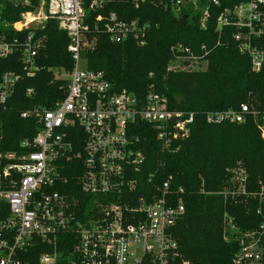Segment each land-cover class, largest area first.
<instances>
[{"label": "built area", "instance_id": "2783aa9c", "mask_svg": "<svg viewBox=\"0 0 264 264\" xmlns=\"http://www.w3.org/2000/svg\"><path fill=\"white\" fill-rule=\"evenodd\" d=\"M9 1L19 5L18 0ZM147 1L134 0V4L139 7ZM203 3L220 6L219 0H172L170 7L178 16L187 9L198 11ZM27 4L25 0L21 5ZM105 6V0H39L36 12L21 14L13 26L18 33L30 30L23 42L0 39V57L13 54L20 43L24 71L34 75L44 45L34 31L53 20L68 37L72 59L69 72L53 70L58 80L67 81L65 97L50 109L35 107L22 113L40 131L22 140L17 151L0 152V264H171L178 258L170 231L185 211L182 199L169 190L168 181L156 190L158 196L134 195L145 164L137 131L140 124L150 127L157 148L175 152L176 141L189 137L194 114L173 108L153 88L142 98L125 90L116 92L104 72L88 68L84 54L93 43L87 39V20L91 12L103 11ZM208 17L204 8L201 28ZM94 22L102 25L112 43L134 37L143 44L145 28L136 21L120 20L111 12L98 15ZM229 25L236 28L240 53L249 57L253 71H260L264 0H240L234 8L223 10L217 30ZM172 50L190 55V65L196 63L189 48L177 45ZM20 79L15 73L4 74L0 105ZM249 115V108L241 105L236 110L208 112L205 120L212 125L243 124ZM260 130L264 139V116ZM237 175L243 187L245 177ZM72 181L93 198L90 209L74 193ZM260 238L255 233L242 237L234 264H260Z\"/></svg>", "mask_w": 264, "mask_h": 264}, {"label": "trees", "instance_id": "16d2710c", "mask_svg": "<svg viewBox=\"0 0 264 264\" xmlns=\"http://www.w3.org/2000/svg\"><path fill=\"white\" fill-rule=\"evenodd\" d=\"M38 1L16 5L0 0V39L23 42L30 30L18 33L13 26L21 14L34 11ZM105 1L106 8L91 12L87 20V39L93 43L84 54L88 68L104 72L116 92L125 90L142 98L153 88L173 108L194 114L189 137L176 141L175 152L157 148L150 127L140 124L137 131L145 164L134 195L158 196L156 190L168 181L169 190L178 194L185 207L170 231L178 245V258L171 264H234L240 239L250 233L261 237L260 264H264V139L260 130L264 65L258 72L252 70L249 57L239 51L233 25L217 30L219 15L240 0H219V7L203 3L198 11L187 9L178 16L171 11L172 0H148L139 7L134 0ZM204 8L209 17L201 28ZM111 12L145 28L142 45L134 37L120 44L110 41L102 25L94 21ZM34 32L44 43L35 60L39 71L34 75L24 71L20 43L13 54L0 57V82L8 72L21 77L6 103L0 105V152L17 151L22 140L40 131L33 119L22 118L23 112L35 107L50 109L66 94L67 81L58 80L53 70L72 69L67 35L53 20ZM177 45L189 48L205 69L194 70L190 55L174 53ZM173 62L179 68H171ZM28 90L32 93L27 94ZM241 105L252 113L243 124L212 125L205 120L208 112L236 110ZM143 133L147 134L144 142ZM238 173L245 177L243 187L235 179ZM69 184L75 185L74 193L84 208L90 209L93 198L80 192L74 181Z\"/></svg>", "mask_w": 264, "mask_h": 264}, {"label": "rangeland", "instance_id": "374dc122", "mask_svg": "<svg viewBox=\"0 0 264 264\" xmlns=\"http://www.w3.org/2000/svg\"><path fill=\"white\" fill-rule=\"evenodd\" d=\"M34 12H36V10H34ZM198 63V62H197ZM197 63H193L191 64L192 65V68H194V70H204L205 69V65L204 63H201V64H197ZM179 63L176 62V63H172V65L170 66L171 68H175V67H178L179 68ZM65 77V76H64ZM59 79V78H58Z\"/></svg>", "mask_w": 264, "mask_h": 264}, {"label": "water", "instance_id": "95a60500", "mask_svg": "<svg viewBox=\"0 0 264 264\" xmlns=\"http://www.w3.org/2000/svg\"><path fill=\"white\" fill-rule=\"evenodd\" d=\"M25 0H18V4L21 5Z\"/></svg>", "mask_w": 264, "mask_h": 264}]
</instances>
